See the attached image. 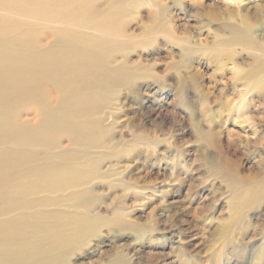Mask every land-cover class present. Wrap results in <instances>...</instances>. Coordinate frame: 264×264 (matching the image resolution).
Returning <instances> with one entry per match:
<instances>
[{"label":"rangeland","instance_id":"1","mask_svg":"<svg viewBox=\"0 0 264 264\" xmlns=\"http://www.w3.org/2000/svg\"><path fill=\"white\" fill-rule=\"evenodd\" d=\"M0 264H264V0H0Z\"/></svg>","mask_w":264,"mask_h":264},{"label":"bare ground","instance_id":"2","mask_svg":"<svg viewBox=\"0 0 264 264\" xmlns=\"http://www.w3.org/2000/svg\"><path fill=\"white\" fill-rule=\"evenodd\" d=\"M3 2V1H2ZM11 6V5H10ZM13 7V6H12ZM45 8V7H44ZM58 13V12H57ZM5 18V17H4ZM63 35V34H62ZM20 39V38H19ZM9 41V40H8ZM8 46V45H7ZM10 47V46H9ZM11 48V47H10ZM53 50V49H52ZM7 51V50H6ZM20 51V50H19ZM23 51V50H22ZM53 51H55V50H53ZM26 52V51H25ZM31 52V51H30ZM57 52V51H56ZM64 53V52H63ZM61 54V53H60ZM12 55V54H11ZM26 55V54H25ZM28 55V54H27ZM13 56V55H12ZM19 56V55H18ZM21 57V56H20ZM28 57V56H27ZM38 58V57H37ZM16 60V59H15ZM37 60V59H36ZM19 63H21V62H19ZM50 63V62H49ZM6 64V63H5ZM16 64V63H15ZM44 64V63H43ZM20 65V64H19ZM22 65H23V63H22ZM35 65V64H34ZM60 65V64H59ZM14 66V65H13ZM41 66V65H40ZM34 67V66H33ZM36 67V66H35ZM48 67V66H47ZM7 68V67H6ZM11 68V67H10ZM30 68V67H29ZM2 69V68H1ZM9 69V68H8ZM32 69V68H31ZM34 69V68H33ZM36 69H38L37 67H36ZM27 70V69H26ZM85 70V69H84ZM25 71V70H24ZM39 71V70H38ZM41 72V71H40ZM47 72V71H46ZM52 72V71H51ZM39 73V72H38ZM42 73V72H41ZM53 73V72H52ZM42 75V74H41ZM49 75V74H48ZM7 76V75H6ZM5 76V77H6ZM33 76V75H32ZM34 76H35V74H34ZM43 76V75H42ZM39 77V76H38ZM13 78V77H12ZM11 78V79H12ZM35 79H36V77H35ZM13 80V79H12ZM11 80V81H12ZM24 81V80H23ZM8 82V81H7ZM23 83V82H22ZM26 83V82H25ZM37 83V82H36ZM42 83V82H41ZM35 84V83H34ZM38 84V83H37ZM39 85V84H38ZM34 87H35V85H34ZM37 87V86H36ZM20 91V90H19ZM23 91V90H22ZM33 92L35 91V90H32ZM36 92V91H35ZM45 92V91H44ZM13 93V92H12ZM16 93V92H15ZM8 94V93H7ZM32 94V93H31ZM45 94V93H44ZM36 95H37V93H36ZM41 96H43V93H42V95ZM11 97V96H10ZM34 97H35V95H34ZM33 97V98H34ZM20 98V97H19ZM36 98V97H35ZM12 99H13V97H12ZM13 103V102H12ZM13 104H15V101H14V103ZM16 107V106H15ZM2 112V111H1ZM51 114V113H50ZM59 116V115H58ZM58 116H56V117H58ZM47 118V117H46ZM60 121V120H59ZM48 123H49V121H48ZM30 133V132H29ZM62 155V154H61ZM84 164H85V162H84ZM64 166V165H63ZM65 167V166H64ZM65 169V168H64ZM69 185V184H68ZM4 188V187H3Z\"/></svg>","mask_w":264,"mask_h":264}]
</instances>
